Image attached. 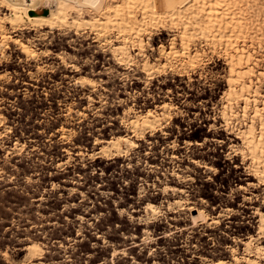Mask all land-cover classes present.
Listing matches in <instances>:
<instances>
[{
  "label": "rangeland",
  "instance_id": "obj_1",
  "mask_svg": "<svg viewBox=\"0 0 264 264\" xmlns=\"http://www.w3.org/2000/svg\"><path fill=\"white\" fill-rule=\"evenodd\" d=\"M66 1L71 15L93 18L124 0ZM223 2L221 15L231 11L244 33L198 35L193 13L188 19L159 10L160 33L146 54L154 61L160 44L168 47L191 25L192 51L206 56L189 75L172 67L150 79L138 56L120 65L112 54L121 43L116 27L103 29L101 40L90 30L5 25L11 37L0 46V264H233L235 256H249L251 236L264 246V185L237 135L250 123L242 119L244 103L234 102L239 114L230 124L222 118L230 74L224 43L251 52L259 105L264 99V0ZM135 11L140 22L145 9ZM12 38L30 43L37 58L28 59ZM165 103L172 118L143 139L132 137L137 147L124 156L91 155L108 140L133 136L128 121ZM148 203L156 215L146 212ZM33 242L41 258H27Z\"/></svg>",
  "mask_w": 264,
  "mask_h": 264
},
{
  "label": "bare ground",
  "instance_id": "obj_2",
  "mask_svg": "<svg viewBox=\"0 0 264 264\" xmlns=\"http://www.w3.org/2000/svg\"><path fill=\"white\" fill-rule=\"evenodd\" d=\"M223 1L229 0H124L122 2H117L112 8L105 9L99 16L93 18H78L69 13V6L66 0H0V10L1 8L7 10L6 13L0 15V33L3 38L0 46L1 49H4L7 40L11 37L6 34L5 25H9L13 30L24 27L25 25H28L31 29L49 28L51 30L67 27L74 29L75 32L90 30L97 35H100V32H103V29L106 31V29L110 27H116L118 29L116 30L119 32L121 43L113 45L112 54L120 65L127 66L138 56L142 57L141 59L143 60L142 72L150 79L154 78L156 74L166 73L167 70L172 67L178 74L189 75L190 72H195L197 70L198 66L203 61V57L206 56L199 51H192L193 48L191 47V43L194 41L193 38L195 37V31L194 33L191 31V25L190 27L189 25L183 26V29L178 35L179 39H176L177 37L172 38L168 47L164 44H160L158 47V57L154 59V61L150 60L146 54L148 47L151 49L154 48L151 44L153 36L160 33V28L158 27V29H156V26H158L159 23L157 25L155 24L158 20L159 10L163 11L165 14L168 13L173 17L178 15L184 16L188 19L191 18L189 17L190 13H193V29L200 28L198 35L204 34L206 37L214 36L222 38L226 37L228 34L232 38L237 32H240V34L244 33L239 29L242 28L240 23L236 22L238 23V27H235V25L233 26L234 19L237 16L234 14V16H232L231 11L228 12V14L226 10H224L225 13H223L227 14L221 15L220 12L222 11H219L220 9L218 10V8L220 5L227 3ZM197 4H201L200 12L206 15V22L204 25L201 24L200 16H198L199 14L194 12V7L197 6ZM139 7L145 9V17L143 15L140 22L137 21L138 18L135 11ZM177 18L178 17H175V19ZM147 20L153 25L152 28H155H153V31L150 30ZM158 22L161 23V21ZM99 35L97 38L101 39L102 37ZM221 38L219 41L222 40ZM231 38L230 40H232ZM236 38L239 39L238 37ZM217 39H214V41H217ZM12 41L28 59L37 58V51L32 48L30 43L18 38H12ZM221 42H223V40ZM223 43L221 44L223 45ZM214 44L215 43H213V45ZM224 45L226 47V65L230 74L227 77L228 89L224 92V94L226 93L227 103L223 107L222 118L227 124H230L231 117H238L239 114H236L238 111L236 112L234 109V102L242 101L244 103V106L242 107V119L250 118V123L245 125V129H238L237 135L242 138L243 144L248 149V155H250V158L253 161L252 170L255 178L264 185V99H262V102L259 105V86L253 87L252 77L256 76V71L255 68L251 66L253 59L252 54L246 48H241L236 41L235 43L229 41V43H224ZM133 51L135 52V55L133 54ZM180 55L186 58V61L183 60L178 62V60H175L178 59L177 57ZM58 56L64 61L63 56ZM254 63L256 64V62ZM73 68L76 69L75 66H73ZM258 74H260V77L264 76L263 71H259ZM89 82L93 84L92 81ZM262 96H264V94ZM251 107L253 109L252 114L249 113ZM171 118L172 106L168 103L163 104L161 111L159 112L149 110L143 115L135 116L128 121L133 136H119L108 140L99 148V150L91 155H103L106 158H109L110 156H124L128 152L129 147L132 149L138 146V143L132 137L143 139L146 134L158 131L162 125L167 123ZM1 122L2 120L0 119V123ZM257 122L259 123V127L256 126ZM177 202L180 201L177 200ZM146 210V212L152 216L157 214V208L153 203H148L146 205ZM259 221L261 222L259 233L264 234L263 213H259ZM257 239V237L251 236V238L245 242V250L248 252L249 256L242 258L235 256V263L233 264H242V262H244V264H257V259L251 256L253 252L257 254V257L264 259V246L255 245ZM26 249L28 259L41 258L43 249L37 242L27 245ZM216 264H226V262L219 260Z\"/></svg>",
  "mask_w": 264,
  "mask_h": 264
}]
</instances>
